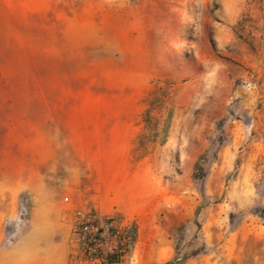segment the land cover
<instances>
[{
  "label": "rangeland",
  "instance_id": "rangeland-1",
  "mask_svg": "<svg viewBox=\"0 0 264 264\" xmlns=\"http://www.w3.org/2000/svg\"><path fill=\"white\" fill-rule=\"evenodd\" d=\"M175 1L187 16L188 58L169 51L183 65L151 91L127 223L69 205L71 126L51 122L50 111L52 71L71 61V0H0V258L17 257L8 264H66L65 255L108 264L87 261L75 234L88 210L114 218L116 264L137 255L146 264H264V0Z\"/></svg>",
  "mask_w": 264,
  "mask_h": 264
},
{
  "label": "crops",
  "instance_id": "crops-1",
  "mask_svg": "<svg viewBox=\"0 0 264 264\" xmlns=\"http://www.w3.org/2000/svg\"><path fill=\"white\" fill-rule=\"evenodd\" d=\"M157 1L71 0V61L52 71L50 114L58 118L50 121L71 126L73 209L93 207L127 223L136 218L134 188L141 184L134 178L133 149L139 126L157 80L183 65L173 63L169 51L188 58L180 31L185 11L175 0L163 7ZM234 18L228 10L227 28ZM73 126L90 128L80 133Z\"/></svg>",
  "mask_w": 264,
  "mask_h": 264
},
{
  "label": "built area",
  "instance_id": "built-area-1",
  "mask_svg": "<svg viewBox=\"0 0 264 264\" xmlns=\"http://www.w3.org/2000/svg\"><path fill=\"white\" fill-rule=\"evenodd\" d=\"M75 234L83 244L87 261L104 259L109 254L117 253L113 241L120 237V232L114 218H108L103 223L94 210L79 212Z\"/></svg>",
  "mask_w": 264,
  "mask_h": 264
},
{
  "label": "trees",
  "instance_id": "trees-1",
  "mask_svg": "<svg viewBox=\"0 0 264 264\" xmlns=\"http://www.w3.org/2000/svg\"><path fill=\"white\" fill-rule=\"evenodd\" d=\"M119 258H120V255L118 253H114V254L107 255L103 260L108 264H116L119 262ZM181 263H182V259L175 258L164 264H181Z\"/></svg>",
  "mask_w": 264,
  "mask_h": 264
},
{
  "label": "bare ground",
  "instance_id": "bare-ground-1",
  "mask_svg": "<svg viewBox=\"0 0 264 264\" xmlns=\"http://www.w3.org/2000/svg\"><path fill=\"white\" fill-rule=\"evenodd\" d=\"M39 220H40L39 223L42 224L43 222L41 221V219H39ZM32 246H34V245H32ZM16 258L17 257L14 255H5V256L0 258V264H8L10 261L17 260ZM134 264H146V262L141 256L137 255V258H136V261Z\"/></svg>",
  "mask_w": 264,
  "mask_h": 264
}]
</instances>
